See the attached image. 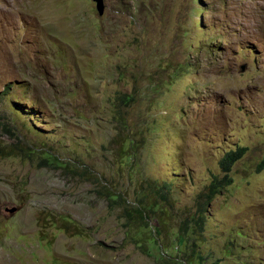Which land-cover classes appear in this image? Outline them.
Instances as JSON below:
<instances>
[{"label": "rangeland", "instance_id": "obj_1", "mask_svg": "<svg viewBox=\"0 0 264 264\" xmlns=\"http://www.w3.org/2000/svg\"><path fill=\"white\" fill-rule=\"evenodd\" d=\"M104 5L0 0V264H264V0Z\"/></svg>", "mask_w": 264, "mask_h": 264}, {"label": "trees", "instance_id": "obj_2", "mask_svg": "<svg viewBox=\"0 0 264 264\" xmlns=\"http://www.w3.org/2000/svg\"><path fill=\"white\" fill-rule=\"evenodd\" d=\"M245 152V148H237L235 151H229L227 153L224 154V156L220 159L219 161V168L221 170V172L223 173V177L221 178V180H219L218 178H214V180L212 181V183L207 187V191L203 192L201 194L198 195V199L196 200L197 202V212L190 214L189 217L187 218V220H185V224L186 227H184L185 230V239H186V244L187 247H191V252L193 253L195 251V249H197V245L196 242L198 240H200L202 238V232H203V228H204V217L201 214L203 211H206V206L210 203L211 200V194L213 193H218L220 191V189L228 187L231 183V179L229 178V173L232 169V167L234 166V164L240 160V158L242 157V155ZM51 163V162H50ZM163 189H166V186H164L163 188H159L157 190V195H159L160 198H163L164 200H166V196ZM112 197L114 196L117 200H113L115 202H118L120 204L121 201H123V199L120 196H115V195H111ZM199 200H201V202H198ZM125 203V201H123ZM139 206H133V207H129L126 204L122 205L123 207V211L125 213V215L132 220V213L136 212L135 214H138V225H142L147 218V214L154 212V206H152V209H147L146 206H140V204L138 203ZM129 208H132V210H130ZM134 209V212H133ZM188 228V231H187ZM75 229L78 231L77 226L75 225ZM147 241H151L157 248L159 246V244L157 243V240H155L153 237H149L148 239H146ZM158 244V245H157ZM150 255V253H149ZM157 258L159 259V261H161L162 264H169L165 259L163 254L159 253V256L157 255ZM200 260V257L197 256L195 259H192V256H188L187 259L182 260L180 262H174L172 264H203L202 261H198Z\"/></svg>", "mask_w": 264, "mask_h": 264}, {"label": "water", "instance_id": "obj_3", "mask_svg": "<svg viewBox=\"0 0 264 264\" xmlns=\"http://www.w3.org/2000/svg\"><path fill=\"white\" fill-rule=\"evenodd\" d=\"M95 4V10L99 16H102L104 14L105 5L104 0H92ZM16 210L11 209L9 210V213L13 214Z\"/></svg>", "mask_w": 264, "mask_h": 264}]
</instances>
